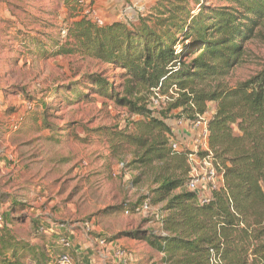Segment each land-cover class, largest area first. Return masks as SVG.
I'll return each mask as SVG.
<instances>
[{"label":"trees","instance_id":"1","mask_svg":"<svg viewBox=\"0 0 264 264\" xmlns=\"http://www.w3.org/2000/svg\"><path fill=\"white\" fill-rule=\"evenodd\" d=\"M58 1L65 11L56 36L47 34L44 42L23 34L25 49L49 57L77 54L120 69L114 85L102 72L86 78L91 93L137 117L109 142L114 153L131 149L129 164L151 176L149 194L124 210L135 211L145 199L162 203L156 219L161 234L142 239L165 264H209L210 248L221 264H264V72L235 86H210L238 63L243 43L264 20V0H193L196 10L189 0H156L133 26L116 20L98 25L79 0ZM84 82L55 88L50 96L67 92L70 102L78 100ZM159 97L165 106L156 105ZM209 103L214 113L202 156L211 155L223 185L201 203L187 188L188 152L172 148L175 135L166 121L174 110L195 121ZM26 209L12 201L1 214L0 264H50L49 252L66 250L58 243L45 250L13 232L21 221L13 213Z\"/></svg>","mask_w":264,"mask_h":264},{"label":"rangeland","instance_id":"2","mask_svg":"<svg viewBox=\"0 0 264 264\" xmlns=\"http://www.w3.org/2000/svg\"><path fill=\"white\" fill-rule=\"evenodd\" d=\"M155 1L87 3L103 24L116 20L133 26L149 14ZM189 1L196 10L194 1ZM63 14L58 0H0V216L10 209L12 201L25 204V211L13 213L21 219L13 229L45 250L55 243L41 221H50L54 228L64 225L71 231V250L78 247L83 251L89 246V236H103L131 251L127 264H165L161 261L163 254L142 239L148 233L161 234L156 215L162 203L148 210H124L149 194L151 176L129 164L131 149L114 153L109 142L110 134L137 117L110 99L91 93L86 78L102 72L114 85L119 81L120 69L77 54L49 57L25 49L23 34L45 42L47 34L56 36ZM243 46L238 63L224 77L213 79L210 86H235L264 72V20ZM82 80L86 86H79L80 99L70 102L67 92L57 98L50 96L53 89L61 92ZM26 101L33 104L29 111L23 108ZM161 103L165 106L159 97L156 105ZM208 106L206 119L211 117L214 103ZM17 113L23 119L11 130L9 123ZM184 116L174 110L166 123L174 131L177 148L194 152L199 160L194 164V175L200 178L206 169L202 163L204 146L193 145L197 129L194 121ZM74 252L78 257H72L73 264H84L80 263L82 255ZM50 253L51 260L58 254L57 250ZM94 262L104 263L99 258Z\"/></svg>","mask_w":264,"mask_h":264},{"label":"built area","instance_id":"3","mask_svg":"<svg viewBox=\"0 0 264 264\" xmlns=\"http://www.w3.org/2000/svg\"><path fill=\"white\" fill-rule=\"evenodd\" d=\"M88 0H79L80 5L82 6L83 13L88 15L93 22L97 23L98 25H103V21L100 19V17L96 14V12L91 9L90 4L87 3ZM62 34H65V30L62 31ZM23 108L25 111H29L33 108V104L31 101H26L23 104ZM206 114V113H205ZM197 115V119L193 122L196 129L199 127L198 125H202V128L200 131L196 134L194 133L192 142L193 145L196 146L197 143H201V145L204 146V151L208 150L207 146V120L204 118V115ZM22 115L17 113L13 118L11 119V122L9 123V128L11 130H15L20 122L22 121ZM174 134V131H172ZM202 137V139L200 138ZM171 146L174 149L177 148V143L171 139ZM187 162L189 164V181L187 184V188L189 190H193L198 194V200L201 203L207 202L208 198L210 196L211 191L217 190L223 185V177L222 174L219 173L215 166L213 165V161L211 158V155H205L202 156V163L206 166L205 173L200 178H197L194 175V172L196 170L194 164L198 163L199 160L196 158L194 152H189L187 154ZM140 208L142 210H148L151 208V204L149 203L148 199H145L143 203L141 204ZM126 213L128 210L125 211ZM160 214L156 215V219H159ZM1 216H0V224H1ZM95 241L97 244L103 247L102 254L106 255L109 254L110 251H112L111 259L113 262H116V264H127L128 261L132 257L131 251L118 247L113 246L111 241H108L106 237L103 236H96ZM58 244L62 245L66 250L64 252L58 253L51 261L50 264H73V258L68 251L70 248V242L67 237H61L59 235V238L57 239ZM210 254L211 257L209 259V264H221L220 259L214 255V249L210 248Z\"/></svg>","mask_w":264,"mask_h":264},{"label":"crops","instance_id":"4","mask_svg":"<svg viewBox=\"0 0 264 264\" xmlns=\"http://www.w3.org/2000/svg\"><path fill=\"white\" fill-rule=\"evenodd\" d=\"M61 9L63 11H65L62 6H61ZM112 21H115V20H112ZM112 21H110V22H112ZM110 22H107V23H110ZM212 110L213 111L211 113L213 114L214 113V109H212ZM197 131L199 132L200 131V128H197ZM197 131H195L196 134L198 133ZM35 222H36V224H38L37 221H35ZM41 224L43 225L44 228H47V230H49L51 234H53L52 238H53V241H54L55 244L58 243L57 242V239L59 238V234H65V236H67V238H68V240H69V242L71 244V242L73 240V238L71 236V231L68 230L67 228H65L64 225L59 226L58 227L59 229H58V228H54L55 226L52 227L54 225V223L52 225V223L50 221H45V222L41 221ZM39 226H40V223H39ZM12 229H13V225H12ZM67 231L69 232V234H68ZM13 232L15 233V230L14 229H13ZM18 237L19 238H22V239H25V238L20 237V236H18ZM89 239H91V241L89 242V246L87 248H84L83 251H81L78 247L76 249H74V250H71V248H69L68 251L70 252L71 256L73 257V256L76 255L78 257V254H76V252H74V251H77L79 253V255H82V259H80V263H84V264H95L94 260L97 259V258H99L102 262H104L103 264H110V261L112 262V259H111L112 258L111 257L112 251H110L109 254L107 253L106 255L102 254L103 247L100 246L99 244H97V242L95 241V237L94 238H90V236H89ZM111 242H112V245L113 246H117L116 244H114L115 241H111ZM50 261H51V259H50Z\"/></svg>","mask_w":264,"mask_h":264}]
</instances>
